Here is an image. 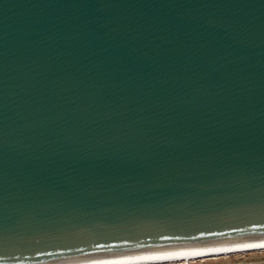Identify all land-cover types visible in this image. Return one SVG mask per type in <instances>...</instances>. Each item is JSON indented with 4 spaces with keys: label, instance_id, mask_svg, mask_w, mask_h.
I'll return each mask as SVG.
<instances>
[{
    "label": "water",
    "instance_id": "95a60500",
    "mask_svg": "<svg viewBox=\"0 0 264 264\" xmlns=\"http://www.w3.org/2000/svg\"><path fill=\"white\" fill-rule=\"evenodd\" d=\"M264 240V0H0V264Z\"/></svg>",
    "mask_w": 264,
    "mask_h": 264
},
{
    "label": "bare ground",
    "instance_id": "6f19581e",
    "mask_svg": "<svg viewBox=\"0 0 264 264\" xmlns=\"http://www.w3.org/2000/svg\"><path fill=\"white\" fill-rule=\"evenodd\" d=\"M255 249H264V240L228 243L211 247L172 249L73 264H160L175 261L189 262L197 258L219 256Z\"/></svg>",
    "mask_w": 264,
    "mask_h": 264
},
{
    "label": "rangeland",
    "instance_id": "374dc122",
    "mask_svg": "<svg viewBox=\"0 0 264 264\" xmlns=\"http://www.w3.org/2000/svg\"><path fill=\"white\" fill-rule=\"evenodd\" d=\"M160 264H264V249L197 258L189 262L175 261Z\"/></svg>",
    "mask_w": 264,
    "mask_h": 264
}]
</instances>
